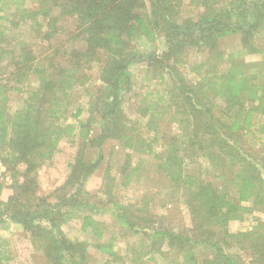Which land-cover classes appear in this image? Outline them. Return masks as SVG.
I'll use <instances>...</instances> for the list:
<instances>
[{
	"label": "trees",
	"instance_id": "16d2710c",
	"mask_svg": "<svg viewBox=\"0 0 264 264\" xmlns=\"http://www.w3.org/2000/svg\"><path fill=\"white\" fill-rule=\"evenodd\" d=\"M0 12V164L12 192L0 202V225L21 227L48 264L89 263L88 243L63 230L74 220L107 255L104 264L120 261L113 241H102L96 216L103 212L127 234H137L140 244L125 253L127 264H146L147 257L166 253L160 248L175 252L182 264H264L263 220L248 230L228 231L232 222L264 211V143L256 138L264 137V0H0ZM60 17L74 18L76 31L68 35L76 49L63 53L65 65L58 74L49 67L44 72L33 65L29 44L17 32L19 23L29 24L36 40L48 44L61 30ZM231 37L234 45L225 49L221 41ZM159 38L165 43L159 53L137 47L140 39ZM252 55L260 61L246 62ZM135 64L145 65L149 83L132 119L122 104L131 92L129 67ZM93 65L99 66L97 87L85 110L77 108L72 115L86 117L67 122L70 90L88 79L85 73ZM10 92H25L22 107L10 110ZM163 121L173 126L165 139L159 133ZM95 125L98 133L92 134ZM76 131L81 147L60 187L67 193L52 200L53 195L40 194L38 172L61 140L73 139ZM254 138L258 149L246 146ZM159 139L163 154L154 155ZM106 141L125 151L118 178L110 168L102 175L100 203L108 209L81 198ZM88 146L97 150L95 161L86 158ZM133 154L157 158L160 178L189 210L191 233L165 229L161 219L119 201L118 192L139 176L142 161L132 163ZM219 159L236 169L233 196L208 180L201 165L217 168ZM186 164L198 165V172H186ZM199 246L207 253L198 254ZM10 260L7 242L1 240L0 264Z\"/></svg>",
	"mask_w": 264,
	"mask_h": 264
},
{
	"label": "rangeland",
	"instance_id": "374dc122",
	"mask_svg": "<svg viewBox=\"0 0 264 264\" xmlns=\"http://www.w3.org/2000/svg\"><path fill=\"white\" fill-rule=\"evenodd\" d=\"M25 5L30 9H33L34 6L31 1H26ZM7 8L10 11V14L14 12L13 5L10 4ZM143 12L144 11H141L140 13ZM58 14L59 11L53 12V15ZM3 15L4 13L0 12V16ZM58 26L61 29L60 32H58V34H56V36H54L48 44H42L36 40L34 36L35 34L31 30L29 24L22 25L19 23V29L17 30L18 33L24 34V37L22 38L24 44L25 41L26 44H29L28 47L33 53V58H35L33 60V65L44 72H46L49 67L55 74H58V71L65 65V62L62 59L63 53L76 49L77 45L76 40L71 39L68 35V32L73 34L76 31L74 18L60 17ZM258 36L260 37V35ZM259 37H257L258 40L260 39ZM259 41H261V39ZM221 44L225 47V49L230 48L234 45V39L232 37L224 39L221 41ZM137 47L145 53L150 50H154L159 53L165 49V43L161 38H159L156 42L140 39L137 41ZM54 53L56 54L55 57ZM50 57H53L55 60L53 62L49 61ZM260 59L261 57L259 55H252L246 57L245 61L249 63H256L259 62ZM98 68L99 66L93 65L92 68L85 73L88 75V77L85 78L88 79H86L83 84L76 83V85H74L70 90V103L66 114L67 122L75 124V121L77 122L85 119V113L80 115L78 118L73 117L72 115L77 108L85 110L87 107L86 103L89 96L95 91V87H97ZM9 69L10 67H7L6 71ZM129 73L132 88L131 92L124 96L122 108L127 115L134 119L137 116L133 114V111L138 105L139 97L143 94L145 87H147L149 83V74L147 73L144 64L131 65L129 67ZM184 73L186 74L187 72ZM187 78L190 81L195 82L194 77ZM81 81L82 77H78V82ZM32 83L34 84V81ZM9 95L10 110L22 107L23 101L26 97L25 92H23L22 95L10 92ZM260 123L264 125V117H262ZM170 131H173V126L171 127L169 121H163L160 125V137H164L165 139V137L169 135ZM142 132L145 136H147L146 129H143ZM76 133L77 131L74 134V138L71 140H61L58 145V150L51 161L38 172L37 180L40 188V194L53 195L52 200L58 196V194L63 195L67 193V191L60 189V187L64 184L65 179L68 176V166L70 162L73 160L77 149L81 147V141L77 138ZM95 133H98V127L96 125L92 130V134ZM256 138H258L261 143H264L263 136L258 134ZM256 138L248 140L246 146L258 149L260 143ZM147 139L150 142L152 137L148 136ZM161 143L160 139L159 142L153 143L152 148L154 155L163 154L162 151L164 148L161 147ZM85 152L88 160H96V149L88 146L85 149ZM101 152L103 159L95 172L85 182V195L81 196V198L89 203L99 204L101 207L108 209L109 206L104 207L100 203V201L105 198L100 193L102 175L106 169L110 168L112 175L118 178L119 169L125 161V151L119 147L116 142L106 141L102 145ZM137 160H139V162L142 161L138 172L139 176L136 179L134 178V180L127 187L122 188L118 192L120 197L119 201L130 205V208L134 205L135 210L147 212L151 218L161 219L160 224L161 226H164L165 229L170 228L173 231L187 230L190 232L191 226L189 210L182 202V199L178 194H171L172 192L168 188V181L160 178L156 171V167L159 163L157 158L152 156V154H133L132 163H136ZM201 165L204 169L208 170L209 174L207 175V179L219 186L225 193H230L231 196L232 181L236 169H233L231 165H227L226 162L221 159H219L217 163V168H210V165L206 163ZM185 166V171L188 173L195 174L198 172V165L186 164ZM0 178L3 179V185L8 188L11 184V179L9 175L5 174V169L1 164ZM9 192L11 193V190H9ZM96 218L101 223L100 231L104 235V239H102V241H113V249L118 255H120V261L113 262L112 264H127L126 259H124L126 256L125 253H128L133 247L136 248L138 247L137 245L140 244V242L138 243L139 240L136 239L137 234H132L130 232L127 234V231L121 228V226L108 212L100 213L96 216ZM256 220L264 221V211L246 215L240 222H232L228 227V231L235 232L248 230L254 225ZM7 225L8 224L0 225V241L4 240L7 242V250L9 251L11 257V260L9 262L7 261V264H48L41 254L33 251L28 235L20 227ZM63 230L71 239L83 240L88 243V264H104V261L108 259L107 255L102 254L95 248V246L92 245V243H94V241L92 242L93 239H90L88 235L79 231L77 220L69 222L68 225L63 227ZM118 231H120V233H118ZM121 233H126L127 235L125 237H121ZM143 240L146 242L147 239ZM148 243L149 241H147V244ZM196 249L200 255L202 253H207V249L203 250L200 246L196 247ZM160 250L166 251V253L164 255L153 254L152 256L147 257L146 264H182V259L175 252H171L170 250H167V248H160Z\"/></svg>",
	"mask_w": 264,
	"mask_h": 264
},
{
	"label": "crops",
	"instance_id": "0c3cea01",
	"mask_svg": "<svg viewBox=\"0 0 264 264\" xmlns=\"http://www.w3.org/2000/svg\"><path fill=\"white\" fill-rule=\"evenodd\" d=\"M0 183L3 185V179L2 178H0ZM7 189H9L10 190V188L8 187L7 188V186H4L3 185V187H2V190H1V194H0V202H5V201H7V199H8V197L12 194V192L10 193L9 192V190H7ZM6 191V192H5ZM8 191V192H7ZM6 194V195H5ZM4 195H5V198H4ZM8 225L7 226H10V225H14V226H16L17 227V225H15V224H12V223H7ZM19 227V226H18ZM21 228V227H20Z\"/></svg>",
	"mask_w": 264,
	"mask_h": 264
}]
</instances>
